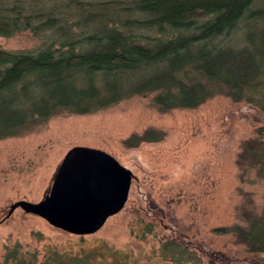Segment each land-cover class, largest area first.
<instances>
[{"label": "rangeland", "instance_id": "rangeland-1", "mask_svg": "<svg viewBox=\"0 0 264 264\" xmlns=\"http://www.w3.org/2000/svg\"><path fill=\"white\" fill-rule=\"evenodd\" d=\"M113 1L123 9L121 16L134 15L136 0ZM54 3L69 7L67 0ZM241 26L218 42L242 48ZM41 41L24 31L0 38V50L33 53ZM153 97H132L91 115L58 116L34 132L0 140V264H14L5 261L13 248L35 264L54 252L89 253L90 264H107L105 247L125 254L126 264L264 261V253H249L231 236L212 233L244 226L252 213L264 219V173L242 158L245 142H264L263 113L224 96L196 109L165 112L152 105ZM146 131L160 132L161 139L127 144ZM78 146L103 151L131 172L123 209L86 236L66 233L19 208L7 217L16 202L43 200L64 155Z\"/></svg>", "mask_w": 264, "mask_h": 264}, {"label": "trees", "instance_id": "trees-1", "mask_svg": "<svg viewBox=\"0 0 264 264\" xmlns=\"http://www.w3.org/2000/svg\"><path fill=\"white\" fill-rule=\"evenodd\" d=\"M67 3L0 0V38L28 31L42 40L33 53L0 50V140L34 132L58 116L91 115L151 94L152 105L165 112L224 96L252 103L264 115V0H136L131 18L121 16L113 0ZM241 22L242 48L218 42ZM161 135L146 131L127 144ZM242 158L264 173V142H245ZM244 224L212 233L264 253V219L252 213ZM104 250L107 264H126L125 254ZM5 261L35 264L17 248ZM42 264H90V255L54 252Z\"/></svg>", "mask_w": 264, "mask_h": 264}, {"label": "water", "instance_id": "water-1", "mask_svg": "<svg viewBox=\"0 0 264 264\" xmlns=\"http://www.w3.org/2000/svg\"><path fill=\"white\" fill-rule=\"evenodd\" d=\"M131 176L128 169L107 153L73 147L64 155L49 194L38 203H14L7 217L19 208L66 233L92 235L123 209Z\"/></svg>", "mask_w": 264, "mask_h": 264}]
</instances>
